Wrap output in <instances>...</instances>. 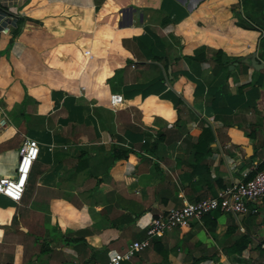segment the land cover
I'll return each instance as SVG.
<instances>
[{
    "label": "crops",
    "instance_id": "0c3cea01",
    "mask_svg": "<svg viewBox=\"0 0 264 264\" xmlns=\"http://www.w3.org/2000/svg\"><path fill=\"white\" fill-rule=\"evenodd\" d=\"M3 5L19 26L0 32V176L24 138L38 152L20 199L0 193V264L103 262L161 208L264 158V66L244 60L264 53L263 0ZM258 207L234 216L242 229L230 212L205 214L120 264H264Z\"/></svg>",
    "mask_w": 264,
    "mask_h": 264
},
{
    "label": "built area",
    "instance_id": "2783aa9c",
    "mask_svg": "<svg viewBox=\"0 0 264 264\" xmlns=\"http://www.w3.org/2000/svg\"><path fill=\"white\" fill-rule=\"evenodd\" d=\"M10 1L22 2V0H2L0 3V32L13 33L18 25V14L4 7V3ZM114 103L123 101L121 94L111 93ZM4 119L0 116V122ZM38 152V142L35 138H24L19 146V156L12 175L0 176V193L19 200L29 167ZM255 168V166H254ZM264 198V165L249 173L244 170L242 175L231 179L220 186L214 193L194 200L183 198L182 203L172 204L158 210L149 220L145 228V235L142 238L131 240L122 250L112 251L105 261H85L81 264H120L124 257H129L135 249L143 248L149 244L153 236L160 235L175 227H188L191 222L201 220L204 213L217 209L218 211L230 212L235 217L237 214L258 213L259 207L255 200ZM244 264H263L255 262L250 258Z\"/></svg>",
    "mask_w": 264,
    "mask_h": 264
},
{
    "label": "rangeland",
    "instance_id": "374dc122",
    "mask_svg": "<svg viewBox=\"0 0 264 264\" xmlns=\"http://www.w3.org/2000/svg\"><path fill=\"white\" fill-rule=\"evenodd\" d=\"M20 9L21 7L20 6H16V5H10V9ZM263 24V23H262ZM256 25H257V23H256ZM264 28V27H263ZM258 55L262 58V59H264V53H263V48L262 47H260L259 49H258ZM261 69V68H260ZM262 70H263V72H264V67L262 68ZM260 104H261V102L263 101V104L262 105H264V95H261L260 96ZM262 153H264V150L262 151ZM262 153H258V156L260 155V154H262ZM264 155V154H263ZM257 153L255 154V160L257 159ZM263 202H264V198H258V199H256L255 200V203H256V205H258V206H260L261 204H263ZM227 214H228V212H227ZM255 215H257L256 213H251V214H246L245 216H244V219L242 220V216H241V214H237V217H238V219H239V221H240V223H244V220L246 219V218H250V219H252ZM232 216V217H231ZM230 217L231 218H233V220L235 221V223L238 225V227L240 228L241 226L237 223V221H236V219H235V217H234V215H231ZM243 227H241L240 229H242ZM256 258V257H255ZM257 259V258H256ZM257 262H259V261H257Z\"/></svg>",
    "mask_w": 264,
    "mask_h": 264
},
{
    "label": "water",
    "instance_id": "95a60500",
    "mask_svg": "<svg viewBox=\"0 0 264 264\" xmlns=\"http://www.w3.org/2000/svg\"><path fill=\"white\" fill-rule=\"evenodd\" d=\"M264 1V0H263ZM244 60L249 62L255 68H261L264 66V59H261L256 50H252L250 53L244 56ZM246 155L251 152V143L244 144Z\"/></svg>",
    "mask_w": 264,
    "mask_h": 264
},
{
    "label": "trees",
    "instance_id": "16d2710c",
    "mask_svg": "<svg viewBox=\"0 0 264 264\" xmlns=\"http://www.w3.org/2000/svg\"><path fill=\"white\" fill-rule=\"evenodd\" d=\"M263 165H264V158L261 159V160L257 163V165L255 166V168L253 169V171L250 172V174H251L252 172H254V170H255L256 168L261 167V166H263ZM212 212H218V210L215 209V210H212V211L206 212V213H204L203 215H205V214H209V213H212ZM244 244H245V243H244ZM244 244L242 245V247L244 246ZM257 244H258V246H260L261 248L264 249V235L260 238V240L258 241ZM242 247H241V248H242Z\"/></svg>",
    "mask_w": 264,
    "mask_h": 264
}]
</instances>
